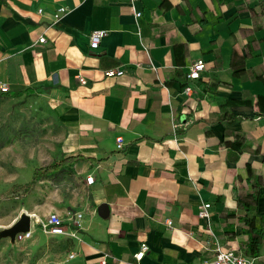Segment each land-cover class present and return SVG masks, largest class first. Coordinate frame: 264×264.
<instances>
[{
  "label": "crops",
  "instance_id": "0c3cea01",
  "mask_svg": "<svg viewBox=\"0 0 264 264\" xmlns=\"http://www.w3.org/2000/svg\"><path fill=\"white\" fill-rule=\"evenodd\" d=\"M130 2L0 0V79L48 91L78 157L69 167L90 192L88 218L68 209L83 215L79 238L59 236L67 264H203L216 244L245 255L243 204L257 178L264 216L263 1L140 0V18ZM59 7L68 11L52 23ZM98 29L107 35L92 49ZM200 58L207 68L190 81ZM112 68L124 73L106 76ZM102 203L110 214L98 220L90 205Z\"/></svg>",
  "mask_w": 264,
  "mask_h": 264
},
{
  "label": "rangeland",
  "instance_id": "374dc122",
  "mask_svg": "<svg viewBox=\"0 0 264 264\" xmlns=\"http://www.w3.org/2000/svg\"><path fill=\"white\" fill-rule=\"evenodd\" d=\"M68 130L62 112L56 109L47 90L36 89L30 95L0 99V230L13 224L22 212L42 218L55 211L65 218L67 211H71L68 209H80L89 217L90 208L85 204L90 192L78 172L73 167L58 171L51 167L54 161L68 156ZM65 164L70 166V162L60 166ZM41 173L45 175L40 176ZM90 206L94 217L104 220L98 214V206ZM29 228L31 239L14 243L0 239V264L68 263L69 243L45 235L33 223Z\"/></svg>",
  "mask_w": 264,
  "mask_h": 264
},
{
  "label": "built area",
  "instance_id": "2783aa9c",
  "mask_svg": "<svg viewBox=\"0 0 264 264\" xmlns=\"http://www.w3.org/2000/svg\"><path fill=\"white\" fill-rule=\"evenodd\" d=\"M38 1V0H33ZM140 0H131L130 7L137 18L142 16V12L137 11L135 8V3ZM68 9L66 7H59L52 13V23H56ZM38 14L43 13V10L39 8L37 10ZM107 35L106 30H94L90 35V46L92 49H96L100 46L102 39ZM40 42H44V38H39ZM206 61L202 58L197 59L189 68L187 72V79L190 81L198 80L202 77L203 72L206 70ZM124 73L123 69L112 68L105 71V75L108 77L120 76ZM86 83L84 79L81 80ZM9 85L7 82L0 79V93H6L9 91ZM193 91L192 87L187 86L186 92L191 93ZM117 146L119 149L124 147L123 137H117ZM86 183L88 185H93L95 183V177L93 175H87ZM211 203L205 202L199 210V217L204 219H210V209ZM29 214V213H28ZM32 214V215H30ZM30 224L38 226L45 235H50L53 237H67L71 239H78V229L81 227V219L83 215L78 212L67 211L65 218L60 216L57 212H48L44 217H39L34 213H30ZM172 224V221H169ZM33 234L29 228L26 232H21L15 235V242H22L31 239ZM148 250V245L146 243L141 244L140 251L135 255L136 259L141 260ZM74 254H70L69 258H73ZM203 264H257L256 259L248 257L232 249L224 248L222 245L216 244L215 254L213 257L205 260Z\"/></svg>",
  "mask_w": 264,
  "mask_h": 264
},
{
  "label": "trees",
  "instance_id": "16d2710c",
  "mask_svg": "<svg viewBox=\"0 0 264 264\" xmlns=\"http://www.w3.org/2000/svg\"><path fill=\"white\" fill-rule=\"evenodd\" d=\"M263 4H264V0ZM35 90V87H25V88H15L12 87L9 89L6 93H0V99H14L19 98L27 94L33 93ZM259 102L261 103L262 109H264V96H258ZM231 147L242 151L245 147V144L242 142V140H235L231 142ZM78 159L77 156H63V158H60L59 162H53L51 164V167L58 168L55 171L61 170L65 167H69V165L60 166V164L63 165L65 162H74ZM41 169V168H40ZM37 170L36 176H38ZM53 171V172H55ZM45 175L44 173H41L40 176ZM262 182L259 178L254 182V191L246 194V202L244 205L245 215L244 218V224L248 227L246 230L249 234V239L246 242V252L245 255L252 258H257L260 255L261 245L264 242V216H258L256 213V206L258 201V195H259V188L261 187L260 184ZM234 215V214H233ZM66 243H69L68 240H65Z\"/></svg>",
  "mask_w": 264,
  "mask_h": 264
},
{
  "label": "water",
  "instance_id": "95a60500",
  "mask_svg": "<svg viewBox=\"0 0 264 264\" xmlns=\"http://www.w3.org/2000/svg\"><path fill=\"white\" fill-rule=\"evenodd\" d=\"M100 217L107 218L110 214L109 205L102 203L98 208ZM30 227V216L27 212H22L19 218L9 227L0 230V239L7 238L11 243L15 242V235L21 232H26Z\"/></svg>",
  "mask_w": 264,
  "mask_h": 264
}]
</instances>
